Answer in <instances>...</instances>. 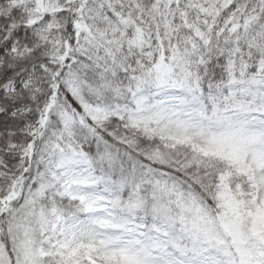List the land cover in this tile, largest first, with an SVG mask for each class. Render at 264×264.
<instances>
[{
	"label": "snow or ice",
	"instance_id": "6c2138e0",
	"mask_svg": "<svg viewBox=\"0 0 264 264\" xmlns=\"http://www.w3.org/2000/svg\"><path fill=\"white\" fill-rule=\"evenodd\" d=\"M0 264H264V0H0Z\"/></svg>",
	"mask_w": 264,
	"mask_h": 264
}]
</instances>
